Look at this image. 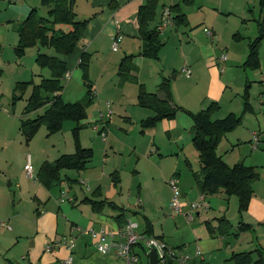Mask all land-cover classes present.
I'll list each match as a JSON object with an SVG mask.
<instances>
[{"label":"crops","instance_id":"crops-1","mask_svg":"<svg viewBox=\"0 0 264 264\" xmlns=\"http://www.w3.org/2000/svg\"><path fill=\"white\" fill-rule=\"evenodd\" d=\"M110 1L111 0H75L74 8L77 17L80 18L83 16L86 19H91L75 52L65 57L69 66L67 71H70L71 68L73 69L74 66L80 64V57L84 51L88 54L92 53L93 57V53L100 55L102 51H105L106 45L111 46L112 38L118 32L119 25L120 31L123 34V39L120 42L119 49L117 51H112L115 53L121 51L124 56L136 54L133 60L137 67L135 74L138 80L140 78L143 79L140 72L144 63L147 62V59L145 56L139 54L145 39L140 33L137 16L140 7L146 3V0H117L115 6H112ZM158 1L156 15L152 23L149 22L148 30L154 31L153 28L158 26L165 8L176 5L180 7V14L185 13L188 23L180 22L174 18L173 24L159 33V38L161 36L160 40H162L164 44L160 49L159 58H151L156 61L163 59L162 52L165 49L163 47H165L167 43V40L163 37L168 35L169 29H175L177 34L174 35L173 38H180V26H188L190 24V13L194 11L202 12L210 8L217 10L219 14L240 13L244 15L246 11L250 9L251 3H256V1L259 0ZM20 2L22 3L17 4L15 2V6H6V1L0 0V9H4L7 12L8 21H17L18 23L20 17H24L18 25V33L21 23L27 18L30 10L33 8L31 3L27 1L23 2L21 0ZM250 10L252 11V8ZM175 14L177 13L173 12V16ZM217 16L219 15H216V17ZM203 23L205 25L200 29H203L210 40L208 42V39H206L205 43L199 40L201 46L200 55L197 56L193 66L186 67V69L191 70V74L187 76L190 77L194 86L199 87L204 84L207 86L206 98L200 110L206 108L210 102L216 101L219 104V109L213 113V119L224 118L231 112L243 117L242 123L234 130L225 134L221 141L231 146L232 155L228 156L229 154H227V156L224 157L221 152L217 151L230 165L243 162L247 165L256 167L260 173V177L253 182L252 187L254 194L246 210L240 211L239 199L236 195L227 197L223 191H219L215 194H205V199L210 205L209 209L206 210L201 208L196 210L195 217L189 220L186 213L190 211L191 203L200 201L201 195L204 193L201 192L197 184L193 173L194 170L190 168L192 176L187 177L183 168L181 167L182 170L180 169V148L182 147H180V143L178 142V144H176L177 151H175L178 157L176 165L165 177L168 185L171 177L174 175L179 177L183 212L172 213L171 217H169L164 213L165 208L159 210L160 217L162 216V218H160L161 224L159 227L155 223V220H152L144 213L139 214L143 219L138 223L140 231L158 237L168 246L180 248L183 253L188 254L190 256L188 264H237L233 255L235 253L250 251L254 252L252 255L253 260L245 264H254V260L258 258V252L261 250L264 253V51L262 53L260 51V67L258 69L245 67L244 62L248 56L249 42L258 34L257 26L252 27L253 31L250 32L248 41H241L243 37L245 38V36L240 33L242 26L240 28V25L234 22L231 29L237 30V32H235L237 36H239L237 40L240 38L238 41L241 42L235 43L234 40L231 39L225 46V44H223V36L217 27V20L215 21L214 19L209 21L208 19H204V22L201 24ZM207 29L212 31V34H209L206 31ZM170 40L169 38V41ZM39 51H42V48L38 47L35 54V61ZM223 53H226L228 58L225 61H220V56ZM117 59L120 58L117 57ZM189 59L191 58L189 57ZM119 64L117 65L118 68ZM221 65L224 66V69L221 68ZM185 73L187 74L186 71ZM33 75H40L41 81L43 78L51 77V75L49 77H44L41 72L36 74L34 71ZM162 75V79L155 89H147L144 82L140 80L139 82L143 83L148 91L158 92L161 82L164 79H170L164 72H162ZM63 79L64 76L62 77V80ZM99 79L100 77L97 78V80ZM171 81L170 79L173 103L181 106L173 96V82ZM248 82L250 83V97L249 108L246 109L243 94ZM160 94L164 96V93ZM93 103L94 100L87 109V118L90 116V110L95 108V103ZM45 104L49 103H46L45 100L41 101V105ZM10 105H13V107L15 106L13 102ZM25 107L22 110L21 116H19V110L17 111L16 108L12 110L10 106L8 108V105L0 109V153H6V162L9 164H12L14 160L11 154L7 153L10 146L18 143V140L22 141L24 139L20 129L22 121L31 118L29 115L39 110L38 108L29 114H25ZM38 115L40 114H37V116ZM101 116L103 115H98L99 119ZM87 118L82 120L81 124H86L85 121ZM18 121L20 122L19 128ZM162 122L169 130L179 126V123H177L178 117L175 121L164 120ZM190 135L193 138V127L190 130ZM254 135L258 136V145L256 149L253 148ZM28 160L31 161L30 154L27 155V161H23L24 168ZM54 160L46 159L42 163ZM185 161L187 164L190 163L187 159ZM39 169L37 180L45 186L47 190H50L54 184L50 187L46 186L39 179ZM111 177L113 180L111 193H108L104 197L101 190L98 188L95 191V196L84 197L85 201L79 208H84L85 212L81 209V217L72 216L77 222L73 220L70 221L66 216L60 214L65 211L63 205H61V203L65 202V200H61L64 193L59 198V203L55 202L53 199L43 202L41 196L38 197L37 194L35 200H37L38 206L35 210L37 214L35 218L23 217V215L26 214H20V212L18 214L16 210L10 211L6 202H2L0 198V220L7 219L13 223V226L9 224L11 228H1L2 230H0V264H7L9 261L15 264H68L66 260L70 255L73 258L70 264H124L120 259L111 254L99 252L90 237L78 238L76 246L72 251L68 250L66 247H59L51 252L45 250L49 242L68 237L71 233L73 224L81 227H102L114 233H118L127 219H132L128 211L133 215L141 213L132 211L133 208L131 209V205L126 208L123 203H119L116 200L119 193L120 177L116 171L111 173ZM29 178L34 179V176ZM1 180L2 175L0 173V182ZM80 183L85 185L87 182L81 180ZM36 186V192L42 193L43 189L39 187L38 184ZM234 196L237 199H235ZM71 199L72 200L69 201L72 205H75L77 197ZM170 202L171 198L166 203L169 205V209ZM41 205L44 206L42 210L40 209ZM138 205L139 204H137V206ZM141 208L144 209L143 206ZM209 214L211 216H209ZM79 215L80 213H77V216ZM118 216H120V218H117ZM222 221H225L226 224ZM33 224L35 230L32 229V231L28 232L27 229L32 228ZM134 250L140 256L138 264H149V252L146 251L145 246L138 245ZM198 250L200 253H198ZM173 264L177 263L174 262Z\"/></svg>","mask_w":264,"mask_h":264},{"label":"rangeland","instance_id":"rangeland-1","mask_svg":"<svg viewBox=\"0 0 264 264\" xmlns=\"http://www.w3.org/2000/svg\"><path fill=\"white\" fill-rule=\"evenodd\" d=\"M4 1L7 3L6 6L22 3L20 1L16 3ZM22 1L31 3L32 7L38 8L42 15H46L48 8L42 4V0ZM250 9L244 15L240 13L219 14L217 10L210 8L202 12L194 11L189 14L190 24L180 26V38H173L177 32L175 29L168 28V35L163 37L167 40L163 47L165 48L162 52L163 59L156 61L145 57L147 62L144 63L140 72L143 79L139 80L145 83L147 89H155L162 79V72H164L173 82L174 98L183 107L175 118L164 119L175 121L178 117L179 126L172 130L166 128L162 122L164 120H162L154 127L142 131L141 120L151 116L153 111L138 105L139 84L137 82L122 83L117 66L124 56L121 51L115 53L110 45H106V50L102 51L100 55L93 53L92 57V53L89 54L87 77L84 69L78 64L73 69L71 68V78L62 80L64 84L63 99L69 102L83 100L88 91L86 82H90L94 91L95 108L90 110V116L85 121L86 124L77 134L74 133L75 122L72 120L65 121L61 130L53 133H50L47 127L42 125L28 143L24 138L10 146L7 153H10L14 159L12 164L6 162L5 152L0 153V173L2 175L0 198L2 202H6L10 211L16 210L18 214L19 212L26 214L23 217L35 218L37 215L35 210L38 206L37 200H35L37 194L38 197L41 196L43 202L53 199L59 203V198L64 193L61 198H64L65 202L61 205L65 211L60 214L66 216L70 221H76L72 216L81 217V209L85 212L84 208H79L85 201L84 197L95 196V191L98 188L104 197L111 193L113 185L111 173L116 171L120 177L119 193L116 200L123 203L126 208L131 205L132 211L141 212L133 215L128 211L133 221L141 222L143 217L139 214L144 213L155 220L159 227L160 218H162L159 210L165 208L164 213L169 217L172 215L169 205L166 204L172 196V190L166 182L165 176L176 165L178 157L175 151H177L176 144L178 142L182 147L180 148V169L183 168L187 177L192 176L190 168L194 170L193 173L199 172L200 169L199 154L190 135V130L193 127V118L190 112L196 113L202 107L207 94V86L205 84L199 87L194 86L184 69L193 66L197 56L200 55L199 40L204 43L206 39L208 42L210 40L203 29H200L205 25L201 23L204 22V19L217 20V27L223 36L225 46L231 39L235 43L248 41V36L253 31L252 27L257 26L256 19L261 14L259 1L251 3ZM216 15L219 16L216 17ZM7 16V12L0 9V109L8 105V108L10 106L12 110L13 108L19 110V116H21L34 85L41 82L40 75H33V71L36 74L41 72L44 77H49L51 72L49 68L37 65L38 63L35 61L37 46L28 47L24 53H18L16 49L19 44L17 28L24 17H20L17 23V21H8ZM80 18L86 19L83 16ZM152 21L150 22L152 23ZM234 22L238 23L240 28L242 26L240 33L245 38L243 37L241 41H238L240 38L237 40L238 37L234 35L237 30L231 29ZM153 30L157 31V27ZM42 51L54 52L53 49L46 47H42ZM260 51L261 53L264 51V41L260 46ZM98 77H100L99 80H97ZM24 81L30 82V84L25 86L26 89L22 93L20 92L22 89H17L16 93H21L22 97L16 100L13 107L10 105L13 102V91L19 82ZM41 95L45 97L48 93L41 90ZM108 102L110 103L109 107ZM48 105H41L37 112L31 113L29 116L35 118L37 114L43 113ZM99 114L103 115L100 119ZM94 125L105 127L106 140H103L99 131L94 129ZM19 126L20 122L18 121V128ZM77 141L82 147L93 148L92 160L82 171L62 170L60 183L54 184L50 190H47L37 180L38 169L42 162L46 159L54 160L66 152H74ZM217 150L224 157L227 154H229L228 156L232 155L231 146L226 142H220ZM28 154L31 156L34 168V179L29 178L23 165V161H27ZM186 159L189 160V164L185 161ZM81 180H85L87 183L83 185L80 183ZM37 184L43 189L42 193L36 192ZM74 197H77V202L72 205L69 198L74 199ZM235 199L237 198L235 197ZM137 204L139 205L137 206ZM42 205L40 206L41 210L44 208ZM142 206L144 209L141 208ZM77 213L80 215L77 216ZM210 214L209 216H211ZM8 222L13 226L12 221ZM32 229L35 230L34 224L27 230L30 232ZM0 230L2 229L0 228Z\"/></svg>","mask_w":264,"mask_h":264},{"label":"trees","instance_id":"trees-1","mask_svg":"<svg viewBox=\"0 0 264 264\" xmlns=\"http://www.w3.org/2000/svg\"><path fill=\"white\" fill-rule=\"evenodd\" d=\"M190 1V0H188ZM117 0H111L112 6ZM158 0H146L138 11V23L140 33L144 37V44L141 52L142 56L158 59L163 42L159 38V32L148 30V25L156 15ZM42 4L48 8L46 15H42L39 9L33 7L27 18L19 27L18 53H24L25 49L32 46L53 49V53L39 51L36 61L39 66L49 68L50 78H43L39 84H35L33 91L28 98L24 109L25 114L38 109L41 101L49 103V107L35 118L24 119L20 129L26 143L38 131L39 127L45 125L50 133L61 130L67 120L76 122L74 133H78L83 127L81 121L87 118V109L94 99L92 84L86 82L88 91L83 100L76 102H66L62 97L64 84L62 77L69 69L65 57L73 54L83 38L87 25L91 18L80 19L75 11V0H42ZM261 14L256 19L258 34L249 42V52L244 66L252 69L260 67V46L264 41V0H259ZM173 12L175 20L188 23L185 13H179V5L169 7ZM237 36V34L235 35ZM239 37V36H237ZM136 54L125 55L119 64L118 75L123 83L128 81L137 82L139 91L137 103L139 106L151 109L153 114L141 120L142 131L149 127H154L164 119H173L178 111L183 107L174 104L171 92L170 79H164L159 85L158 92H150L145 85L139 82L135 72L137 67L134 63ZM64 57V58H63ZM80 66L84 69L85 76L89 66L90 55L87 52L81 54ZM30 82H19L13 91V104L22 97V92ZM26 86V87H25ZM22 89L20 94L17 89ZM41 90H45L48 95L42 96ZM160 93H164L161 96ZM245 108H249L250 83L248 82L244 90ZM219 109V104L212 101L209 105L197 111L190 112L193 118V144L199 154L200 171L194 173L197 184L204 194H215L223 191L227 197L236 195L239 199L240 211L247 209L252 198L253 182L260 177L259 171L254 166L238 162L233 165L228 164L217 148L225 134L238 127L243 120L241 115L231 112L224 118L213 119V113ZM94 151L92 148L82 147L77 141L74 153L60 155L54 161H45L39 169V179L48 187L61 180L60 172L64 169L84 170L92 160ZM115 207V206H114ZM121 216V215H120ZM118 216L117 218H120ZM224 224L225 221H222ZM259 251V250H257ZM253 251L235 253L233 258L237 264L250 263L253 260ZM7 264H15L9 261ZM254 264H264L263 251L258 252V258Z\"/></svg>","mask_w":264,"mask_h":264},{"label":"built area","instance_id":"built-area-1","mask_svg":"<svg viewBox=\"0 0 264 264\" xmlns=\"http://www.w3.org/2000/svg\"><path fill=\"white\" fill-rule=\"evenodd\" d=\"M12 3L19 2L21 0H8ZM174 22V16L170 8H165L161 21L157 26V31L162 32L166 27L172 25ZM209 34H212V31L209 29L206 30ZM123 39V34L120 31L118 25V32L113 36L111 49L117 51L120 46V42ZM228 56L226 53H223L220 56V61L227 60ZM221 68L224 69V66L221 65ZM187 72V75L191 74L190 69H184ZM71 72L66 71L64 74V79H70ZM108 107L110 103H107ZM111 113V110H110ZM94 129L98 130L101 134L103 140L107 138V132L105 127H99L94 125ZM258 145V136L254 135L253 137V148L256 149ZM27 175L29 177L34 176V168L30 160H28L25 166ZM169 186L172 190V197L170 202V209L172 213H182L183 212V203L181 201V190H180V179L177 175H174L169 180ZM64 201V198H61ZM69 200H72L71 198ZM209 202L205 199V194L201 195L200 201H195L191 203V209L186 213L189 220H192L195 217V211L198 209H209ZM0 228H11L9 223L5 220H0ZM80 237H90L93 240V244L96 249L105 254H111L116 258L120 259L124 264H138L140 256L135 252V247L138 245L145 246L147 252L155 249L158 253L159 264H188L190 256L183 253L180 248H174L168 246L163 240L158 237L145 234L140 231L139 223L133 221L132 219H127L125 224L122 226L118 233L107 230L102 227H81L73 224L71 227V233L68 237H63L59 240H54L49 242L46 245L45 250L48 252L54 251L59 247H66L68 250L72 251L75 246L78 238ZM198 253L200 251L198 250ZM72 256L70 255L66 263L70 264L72 262Z\"/></svg>","mask_w":264,"mask_h":264},{"label":"water","instance_id":"water-1","mask_svg":"<svg viewBox=\"0 0 264 264\" xmlns=\"http://www.w3.org/2000/svg\"><path fill=\"white\" fill-rule=\"evenodd\" d=\"M148 256H149V264H159L158 253L155 249L151 250Z\"/></svg>","mask_w":264,"mask_h":264}]
</instances>
